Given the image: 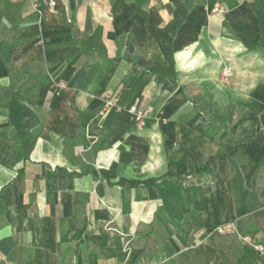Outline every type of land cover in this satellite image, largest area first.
<instances>
[{"label":"crops","instance_id":"0c3cea01","mask_svg":"<svg viewBox=\"0 0 264 264\" xmlns=\"http://www.w3.org/2000/svg\"><path fill=\"white\" fill-rule=\"evenodd\" d=\"M227 222L264 241V0H0V264H261Z\"/></svg>","mask_w":264,"mask_h":264},{"label":"built area","instance_id":"2783aa9c","mask_svg":"<svg viewBox=\"0 0 264 264\" xmlns=\"http://www.w3.org/2000/svg\"><path fill=\"white\" fill-rule=\"evenodd\" d=\"M49 7H54L58 0H41ZM66 1V0H60ZM221 12L220 9H215L213 13ZM130 113L134 116L136 122L139 127L144 126V120L147 117L146 111H140L136 107H132L130 109ZM215 234L218 235H226V234H234L238 237V239L246 244L253 253L258 257L261 264H264V241H260L255 239L253 236L243 233L237 226L236 222H227L220 225L218 228L214 230ZM2 260V256H0V261Z\"/></svg>","mask_w":264,"mask_h":264},{"label":"rangeland","instance_id":"374dc122","mask_svg":"<svg viewBox=\"0 0 264 264\" xmlns=\"http://www.w3.org/2000/svg\"><path fill=\"white\" fill-rule=\"evenodd\" d=\"M140 111H143V110H140ZM147 114H148V112H147ZM144 125H145V120H144ZM221 239H222V241H225V240H223L224 238H221ZM226 240H229V239H226ZM230 240L232 241L231 243H228V242H222V243L224 244V246H227L228 249H231L232 250L235 247L234 246L235 243L238 242V241H240V240L238 239L237 236L231 237ZM198 249H199V247H196V248H193L192 249L193 251L191 253V258H189V260H191V261H189L190 264H201V263H203V261H204L203 260V256L198 252ZM237 262L238 261L235 260L232 256H228L227 259L224 261L223 264H237Z\"/></svg>","mask_w":264,"mask_h":264}]
</instances>
